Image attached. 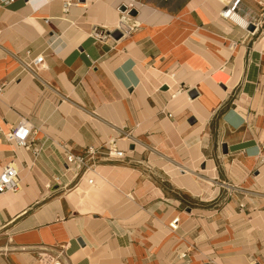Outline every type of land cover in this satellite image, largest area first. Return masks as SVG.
Masks as SVG:
<instances>
[{
  "label": "crops",
  "instance_id": "crops-1",
  "mask_svg": "<svg viewBox=\"0 0 264 264\" xmlns=\"http://www.w3.org/2000/svg\"><path fill=\"white\" fill-rule=\"evenodd\" d=\"M231 1L0 0V129L34 130L29 148L0 136L20 177L0 264L61 245L64 264H264V0H240L245 24ZM114 138L127 159L66 164L64 145Z\"/></svg>",
  "mask_w": 264,
  "mask_h": 264
},
{
  "label": "built area",
  "instance_id": "built-area-1",
  "mask_svg": "<svg viewBox=\"0 0 264 264\" xmlns=\"http://www.w3.org/2000/svg\"><path fill=\"white\" fill-rule=\"evenodd\" d=\"M13 1V0H12ZM240 0H232L226 9L223 10L222 15L224 17H230L232 12L236 13L239 7ZM72 2H65V11L69 10ZM46 22L49 23L50 20L47 18ZM123 31V30H122ZM131 31H127L128 33ZM127 32L123 31V35ZM95 36L101 40L108 39L110 34L108 32L95 29ZM44 56L39 55L33 59L32 64H26V67L31 70L35 75L37 71L34 67H38L39 64L43 62ZM172 116V115H171ZM34 133L33 126L29 120L22 118L20 122L9 131H3L0 129V136L3 135L7 140L15 142L19 148H29V138ZM102 149H105L102 150ZM63 151L65 154V160L68 167L76 173V176L83 178L88 172H95L96 161L101 157L113 161H123L128 158V151L121 149L118 146V141L114 138L109 142L105 143L102 147L89 146L86 147L83 152L77 153L68 145L63 146ZM92 182V179H89ZM20 189V177L19 170L14 162L8 163L0 173V193L3 192H17ZM179 217L174 218L169 227L171 230H176L179 226ZM66 256V245H61L56 248L43 249L36 258L34 264H64V258ZM186 254H182L185 257Z\"/></svg>",
  "mask_w": 264,
  "mask_h": 264
},
{
  "label": "water",
  "instance_id": "water-1",
  "mask_svg": "<svg viewBox=\"0 0 264 264\" xmlns=\"http://www.w3.org/2000/svg\"><path fill=\"white\" fill-rule=\"evenodd\" d=\"M120 10L122 12H127L128 15H131V16H137L138 15V10L136 8H129L128 6L126 5H123L121 6ZM254 28V26H252V29ZM111 34L112 37L116 38V39H119L122 37V32L119 30V29H116V30H113L112 32H109ZM192 97H196L198 95V92L196 90H190V93H189ZM192 121V120H191ZM223 151L224 152H227V148H226V144L223 145ZM76 192L80 195L83 194V191L81 189H76Z\"/></svg>",
  "mask_w": 264,
  "mask_h": 264
},
{
  "label": "bare ground",
  "instance_id": "bare-ground-1",
  "mask_svg": "<svg viewBox=\"0 0 264 264\" xmlns=\"http://www.w3.org/2000/svg\"><path fill=\"white\" fill-rule=\"evenodd\" d=\"M222 1V0H221ZM223 2H227V0L225 1V0H223ZM231 16L233 17V18H235L237 21H240V22H242L243 24H245L246 22L244 21V19L242 20V18L239 16V15H237L236 13H234V12H232V14H231ZM123 26V25H122ZM125 26V25H124ZM121 29H123V27H120ZM127 139V138H126ZM120 140V139H119ZM128 151V150H127ZM209 166V165H208ZM190 168V167H189ZM214 168V167H213ZM187 169V168H186ZM210 171V169L209 168H207V169H202V173L203 172H206L207 174L208 173H210L209 172ZM212 171V170H211ZM193 173V172H192ZM211 175V174H210ZM213 175H216V173H215V171H214V174ZM207 180V179H206ZM209 183H211V184H214V181H212V180H209L208 181Z\"/></svg>",
  "mask_w": 264,
  "mask_h": 264
},
{
  "label": "rangeland",
  "instance_id": "rangeland-1",
  "mask_svg": "<svg viewBox=\"0 0 264 264\" xmlns=\"http://www.w3.org/2000/svg\"><path fill=\"white\" fill-rule=\"evenodd\" d=\"M124 13V12H123ZM128 14V13H127ZM121 32H123L121 29H119ZM129 33L127 32L125 35H128ZM122 36H124L123 35V33H122ZM122 38V37H121ZM120 39V38H119ZM225 82H226V80H225ZM186 198H187V200L189 201V202H191L192 204L195 202V201H197V199L196 198H193V197H191V196H189V195H186Z\"/></svg>",
  "mask_w": 264,
  "mask_h": 264
}]
</instances>
